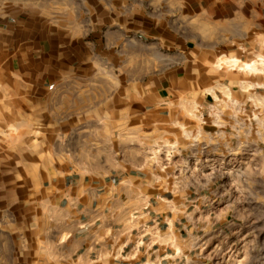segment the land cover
Listing matches in <instances>:
<instances>
[{"label": "crops", "instance_id": "obj_1", "mask_svg": "<svg viewBox=\"0 0 264 264\" xmlns=\"http://www.w3.org/2000/svg\"><path fill=\"white\" fill-rule=\"evenodd\" d=\"M71 95V124L105 128L121 164L0 144V264H186L228 225L264 238V198L238 197L264 190V0H0V127ZM164 140L221 159L217 179L146 161Z\"/></svg>", "mask_w": 264, "mask_h": 264}, {"label": "rangeland", "instance_id": "obj_2", "mask_svg": "<svg viewBox=\"0 0 264 264\" xmlns=\"http://www.w3.org/2000/svg\"><path fill=\"white\" fill-rule=\"evenodd\" d=\"M164 53V51H163ZM163 57H166L163 55ZM249 68V67H248ZM101 80H99L100 82ZM104 81V80H102ZM70 100L66 101L68 106H71L70 110H58L57 108L50 112L52 114L51 122L43 120L42 112L37 114L34 119L33 126H25L22 124L16 127H0V144L2 146L11 147L12 150H18V152L25 153L26 151L34 152V159L42 156V152H54L56 154H63L60 151H65L67 158L65 161L70 163L72 167L83 169L86 171H97L99 173H106L111 170L118 168L121 164V159L106 157L110 155L111 151L115 150L111 144L106 143L105 128H99L97 133H93V139H99L100 141L92 140L90 137L89 127L74 126V118L80 117L84 119V111H78L73 109L74 96L67 97ZM64 101L57 97L55 103ZM65 102V101H64ZM82 113V114H81ZM66 118V120H65ZM62 120L65 122V126H60L58 122ZM25 121L19 116V122ZM51 123V124H50ZM61 123V121L59 122ZM94 129V128H92ZM264 132V128H259ZM97 134V135H95ZM9 139H13L15 142L9 144L6 142ZM5 142V143H4ZM148 150V151H147ZM108 151V152H107ZM148 152V153H147ZM98 154V158H97ZM102 154V157H99ZM113 154H115L113 152ZM146 156L148 155L150 160L147 158L146 161H153L154 164L158 165V168L162 171H168L174 178L192 176V172H198L201 165H209L214 173L213 179H217V166L219 162L222 163L221 159L216 158L214 155H205L201 158L193 155L191 152L186 153L184 144L183 146L177 141H157L155 144H148L145 148ZM65 155V156H66ZM58 157L51 158L54 164L58 163ZM42 160L41 158H38ZM260 178V177H259ZM245 186V185H244ZM259 186V185H258ZM263 185L259 186L257 191H249L248 187L246 190L238 192V197L242 199L248 198H264ZM233 197V193L231 194ZM243 211H249V208H239ZM256 209V208H253ZM258 214L262 208L258 207ZM249 224H243V226ZM227 232L230 234V239L227 240L225 245L218 247V242H213L210 246H207L204 252L195 254L189 257V261L186 264H264V238H260L259 232H246L243 231L241 234L233 233V229L230 225L227 227ZM234 237L239 240L234 242ZM250 237H252V247L256 245L258 250L257 254L245 253V248L250 245ZM256 239V240H255ZM256 243V244H255Z\"/></svg>", "mask_w": 264, "mask_h": 264}, {"label": "bare ground", "instance_id": "obj_3", "mask_svg": "<svg viewBox=\"0 0 264 264\" xmlns=\"http://www.w3.org/2000/svg\"><path fill=\"white\" fill-rule=\"evenodd\" d=\"M247 67H249V65H247Z\"/></svg>", "mask_w": 264, "mask_h": 264}]
</instances>
